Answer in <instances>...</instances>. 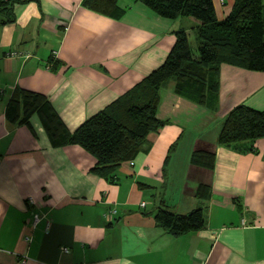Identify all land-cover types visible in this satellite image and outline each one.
I'll use <instances>...</instances> for the list:
<instances>
[{
  "label": "crops",
  "instance_id": "crops-1",
  "mask_svg": "<svg viewBox=\"0 0 264 264\" xmlns=\"http://www.w3.org/2000/svg\"><path fill=\"white\" fill-rule=\"evenodd\" d=\"M212 4L222 19L232 0ZM116 6L108 14L82 0H27L0 11V264H264V137L244 152L216 141L232 107L264 109V70L220 64L204 104L168 79L155 110L165 124L112 181L90 171L95 159L78 144L52 145L36 113L5 117L13 92H35L71 132L159 65L174 30L197 25L137 0ZM194 150L211 152L212 166L190 163ZM160 202L179 213L200 202L203 228L168 234L150 214ZM32 213L41 215L34 228Z\"/></svg>",
  "mask_w": 264,
  "mask_h": 264
},
{
  "label": "trees",
  "instance_id": "trees-1",
  "mask_svg": "<svg viewBox=\"0 0 264 264\" xmlns=\"http://www.w3.org/2000/svg\"><path fill=\"white\" fill-rule=\"evenodd\" d=\"M24 1L27 0H0V11L10 14L13 4ZM137 1L164 18L194 19L197 22L192 29L194 45L183 28L174 30L173 44L159 65L71 132L64 127L49 101L39 93L13 92L4 111L7 119L19 123L27 122L28 116L36 113L52 145L78 144L95 159L90 171L108 181L113 180L119 164L137 152L145 136L165 124L155 117V110L158 90L168 79L176 80V91L192 90L197 101L204 104L216 90L220 64L264 70V0H232L230 11L222 19L216 18L212 0ZM82 4L108 14L117 9L116 0H82ZM54 61L50 56L48 63ZM261 137H264V109L239 104L227 112L216 141L244 152ZM189 161L210 168L213 155L194 150ZM205 191L206 185L198 184L194 193L200 199ZM150 214L156 226L172 236L204 226L200 202L185 213L176 212L160 202Z\"/></svg>",
  "mask_w": 264,
  "mask_h": 264
},
{
  "label": "built area",
  "instance_id": "built-area-1",
  "mask_svg": "<svg viewBox=\"0 0 264 264\" xmlns=\"http://www.w3.org/2000/svg\"><path fill=\"white\" fill-rule=\"evenodd\" d=\"M19 52L17 51H14V50H11L7 53L8 56H18ZM53 56V55H52ZM28 202L29 203H33V201L31 200V198L28 199ZM115 213V209H110L108 210L106 213H105V217L106 219L110 220L111 217H112V214ZM41 218V215L38 214V213H32L31 215V218H30V221H29V225L31 228H34L35 224L40 220ZM45 228H48V222L46 221V226ZM23 239L25 242H28L30 240V235L26 234V235H23ZM64 251L67 250V248H62ZM25 258L26 256L23 255L22 256V260H21V263H24L25 262Z\"/></svg>",
  "mask_w": 264,
  "mask_h": 264
},
{
  "label": "rangeland",
  "instance_id": "rangeland-1",
  "mask_svg": "<svg viewBox=\"0 0 264 264\" xmlns=\"http://www.w3.org/2000/svg\"><path fill=\"white\" fill-rule=\"evenodd\" d=\"M223 3H224V2H223ZM223 3H220V5H223ZM189 19H192V18H189ZM188 40L190 41V43H191L192 45H194L193 34H192L191 32L188 34Z\"/></svg>",
  "mask_w": 264,
  "mask_h": 264
}]
</instances>
